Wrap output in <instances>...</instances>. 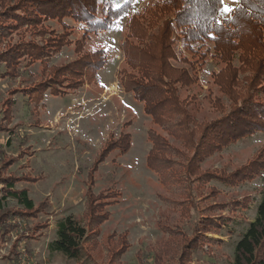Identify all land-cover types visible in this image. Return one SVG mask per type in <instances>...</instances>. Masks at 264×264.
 <instances>
[{
	"label": "rangeland",
	"instance_id": "rangeland-1",
	"mask_svg": "<svg viewBox=\"0 0 264 264\" xmlns=\"http://www.w3.org/2000/svg\"><path fill=\"white\" fill-rule=\"evenodd\" d=\"M44 1L0 0V56L9 65L0 63V209L13 227L0 236V264H154L157 242L168 234L186 248L181 257L167 256L162 264H229L234 244L254 220L264 195V130L228 142L214 133L195 159L193 151L186 153L187 171L176 167L182 161L169 157L172 173L162 181L146 164L148 130L162 133L120 82L122 72L134 74L121 46L130 20L148 15L158 0H132L126 13L111 21L102 2L97 16L111 26L96 34L70 16H51L37 28L2 25L8 24L11 9ZM220 1L221 20L238 0ZM238 24L248 33L242 20ZM27 45L42 47L43 59L17 62ZM171 50L175 66L194 70L192 101L208 92L221 97L223 65L210 52L194 56L181 41ZM130 60L135 66L134 53ZM90 64L102 68L94 72ZM72 68L83 76L68 74ZM263 71L254 77L259 79L251 95L264 104ZM44 82L57 95L47 91L38 102L36 92ZM228 110L208 113V120ZM126 133L130 148L122 154ZM8 184L26 191L32 211L8 196ZM66 216L82 223L89 235L78 262L47 249L55 222ZM198 229L209 241L199 238Z\"/></svg>",
	"mask_w": 264,
	"mask_h": 264
},
{
	"label": "trees",
	"instance_id": "trees-1",
	"mask_svg": "<svg viewBox=\"0 0 264 264\" xmlns=\"http://www.w3.org/2000/svg\"><path fill=\"white\" fill-rule=\"evenodd\" d=\"M131 1L91 0L86 3L82 0H46L44 4L32 2L23 9H11L7 18L8 24L2 25L8 28H37L40 22L51 16H70L78 22H83L89 33L96 34L107 31L111 26L110 22L97 16L100 14L99 5L101 6L102 2L107 4L106 13H109L111 21L124 15ZM180 2L158 0L152 5L148 15L138 17L136 21L130 20L127 37L121 45L128 60L127 64L134 71L131 76L122 72V87L125 92L131 93L138 103H142L144 114L151 118L162 133L160 135L148 130L151 149L146 156L148 168L158 173L162 181H168L166 174L169 171L172 173L174 164L170 166L169 157L182 161V164L176 167L187 171L188 166L184 165L186 153L193 151L191 161L195 159L202 143L209 136H214V133L218 140L228 142L264 130V104L255 102L251 95L256 88L254 84L257 77H254L264 70V0H238L230 15L221 20L218 19L222 12L220 0ZM115 15L117 16L114 17ZM238 20L248 26V33L247 28L238 24ZM177 41H181L190 54L202 57L210 52L211 59L223 65L218 86L221 97L208 92L204 96L197 94L195 101L189 98L197 79L193 69L190 68L189 72L173 64L177 59L171 45ZM33 47L35 49H29L27 45L20 50L16 61L22 62L26 58L41 61L42 47ZM133 53L136 56L135 66H132L130 60ZM181 62L194 67L186 58L182 57ZM0 63L5 67L9 66L2 56ZM103 63L105 65V61ZM90 66L94 72L102 68V65ZM244 73H252L253 76L241 77ZM68 74L83 76V73H78L75 68ZM40 86L42 88L36 92L38 102L47 91L57 95L48 83L44 82ZM225 107L229 109L227 115L208 120V113H224ZM122 136L120 153L126 154L131 138L127 133ZM205 149H208L206 145L203 150ZM1 181L6 185L4 178H1ZM7 190L8 196L18 205L24 210L32 211L33 202L28 199L26 191L13 190V184H8ZM7 217L6 212L0 209L1 237L10 233L13 228L7 223ZM203 233V230L198 229L196 234L199 238L209 241ZM167 236L157 242L158 251L156 256L154 255V264H162L164 258L174 254L179 253L178 257H181L186 248V245L180 246L182 242H175L176 239L172 242L169 234ZM89 241L83 224L72 216H66L55 222L54 239L48 243L47 249L51 254H59L67 261L78 262L83 258L85 245ZM229 264H264V195L256 206L254 220L248 223L245 232L234 244Z\"/></svg>",
	"mask_w": 264,
	"mask_h": 264
}]
</instances>
